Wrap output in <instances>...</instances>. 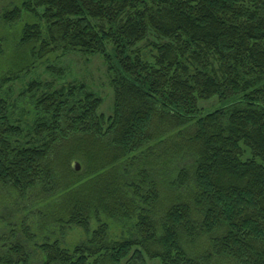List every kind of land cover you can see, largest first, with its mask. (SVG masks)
Masks as SVG:
<instances>
[{
    "label": "trees",
    "instance_id": "obj_1",
    "mask_svg": "<svg viewBox=\"0 0 264 264\" xmlns=\"http://www.w3.org/2000/svg\"><path fill=\"white\" fill-rule=\"evenodd\" d=\"M23 11L44 27L25 23L20 43L100 55L114 102L106 116L85 85L46 92L24 142L0 95V185L24 196L49 183L54 143L87 146L85 175L40 226L84 240L17 242L0 264H264V0H21L4 22Z\"/></svg>",
    "mask_w": 264,
    "mask_h": 264
},
{
    "label": "rangeland",
    "instance_id": "obj_2",
    "mask_svg": "<svg viewBox=\"0 0 264 264\" xmlns=\"http://www.w3.org/2000/svg\"><path fill=\"white\" fill-rule=\"evenodd\" d=\"M20 4L21 0H0V95L11 105V116L23 130L22 140L26 142L34 137L36 123L45 115L37 106L38 99L44 93L63 86L85 85L89 92L102 99L99 111L106 116L110 115L114 102L111 85L113 75L108 72L102 57L63 49L54 50L43 58L39 57L37 43L22 45L20 39L25 23H38L44 27L43 21L24 11L21 20L15 24H8L3 20L5 12ZM149 40L158 42L159 39L151 33ZM140 46L146 47L142 49L144 53L149 51L150 47L146 43ZM33 81L39 82L40 86L25 92ZM221 105L217 98L199 102L204 113ZM80 142L75 137L71 142L54 143L48 166L51 176L49 183L37 184L36 188L24 196L0 185L1 253L17 242L34 253L35 244L40 242L55 240L63 246L73 247L84 240V234L76 228H67L63 234L57 233L53 226H49L48 230L40 229L41 217L51 214L52 207L58 202L61 184L68 185L72 180L85 175L87 146H82ZM71 164H76L78 169L73 170ZM169 199L170 193L163 188L159 205L155 208L157 214L164 211ZM104 221L109 222L112 233H119L122 229V224ZM182 242L193 253L200 247V243L191 245L185 238Z\"/></svg>",
    "mask_w": 264,
    "mask_h": 264
},
{
    "label": "water",
    "instance_id": "obj_3",
    "mask_svg": "<svg viewBox=\"0 0 264 264\" xmlns=\"http://www.w3.org/2000/svg\"><path fill=\"white\" fill-rule=\"evenodd\" d=\"M74 169H78V166L76 164H72Z\"/></svg>",
    "mask_w": 264,
    "mask_h": 264
}]
</instances>
